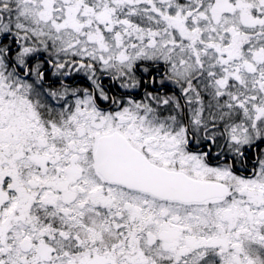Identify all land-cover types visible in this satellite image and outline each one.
<instances>
[{
  "label": "snow or ice",
  "instance_id": "1",
  "mask_svg": "<svg viewBox=\"0 0 264 264\" xmlns=\"http://www.w3.org/2000/svg\"><path fill=\"white\" fill-rule=\"evenodd\" d=\"M0 264H264V0H0Z\"/></svg>",
  "mask_w": 264,
  "mask_h": 264
}]
</instances>
